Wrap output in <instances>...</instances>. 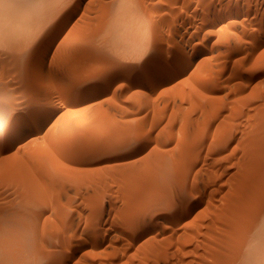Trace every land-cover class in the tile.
<instances>
[{
  "label": "rangeland",
  "instance_id": "374dc122",
  "mask_svg": "<svg viewBox=\"0 0 264 264\" xmlns=\"http://www.w3.org/2000/svg\"><path fill=\"white\" fill-rule=\"evenodd\" d=\"M44 1L56 5L51 15L64 17L52 34L44 32L52 44L14 71L0 66V123L9 121L0 140V243L6 244H0V264H41L32 256L35 248L38 254L60 249L62 254L52 253L61 254L58 264L222 262L218 251L254 231L248 221L264 204L258 201L264 195V0ZM202 2L218 12L207 26L201 24ZM33 32L27 41L42 35ZM178 45L185 50L178 60L184 64L156 70V61L165 63L169 48ZM15 52L11 57L23 58ZM109 72L101 84L89 86ZM33 95L43 96L42 105L31 106L39 103L43 119L10 125L9 116L24 110ZM239 191L255 198L251 209L242 210L246 201L241 211L231 205L247 195ZM189 199L177 219H162L167 204ZM26 201L34 210L26 211L32 216L25 221ZM228 206L235 210L232 218L229 212L236 221L230 227L223 219ZM54 255L47 258L50 264ZM256 259L249 258L251 264Z\"/></svg>",
  "mask_w": 264,
  "mask_h": 264
},
{
  "label": "bare ground",
  "instance_id": "6f19581e",
  "mask_svg": "<svg viewBox=\"0 0 264 264\" xmlns=\"http://www.w3.org/2000/svg\"><path fill=\"white\" fill-rule=\"evenodd\" d=\"M25 1V2H24ZM0 0V66H2V67H4L5 69H6V71H8V70H10V69H13L14 67L16 68L17 66L16 65H21V64H27V62H29L28 60H27V57L30 55V56H32L31 54H39L40 52L42 53L46 48H48V46H50L52 43H51V41L50 40H48L47 38V36L44 34V32H47V33H50V32H53V31H55V29L59 26V24L62 22V21H64V17H59L58 15H51L52 13H53V8L56 6H54V5H51L50 6V4L52 3V2H47V3H50V4H48L47 5V3L45 4V2L46 1H44V0ZM50 1H53V0H50ZM56 0H54V2H55ZM59 1V0H58ZM61 1H63V0H61ZM126 1V0H125ZM53 2V3H54ZM65 2V1H64ZM204 2V1H203ZM203 2H202V5H200L201 7H202V9L203 10H206V7H208V5H206V4H204L203 5ZM206 2H208V0L207 1H205V3ZM211 2V1H210ZM57 3V2H56ZM129 3V2H128ZM176 3V2H175ZM47 6V8H45L46 6ZM68 4H70V3H68ZM63 5V4H62ZM61 5V6H62ZM66 5V4H65ZM131 5V4H130ZM134 5V4H133ZM189 5V4H188ZM223 5V4H222ZM58 6V5H57ZM64 6V5H63ZM178 7V6H177ZM184 7V6H183ZM214 7V6H213ZM62 9V8H61ZM64 9H66L65 7H64ZM132 9V8H131ZM186 9V8H185ZM210 9V8H209ZM209 9L208 10H206L204 13V17L202 18V25H204V26H207L208 24H210V23H212L211 22V17H217L216 15L218 14V12H216L215 11V8H213V10H211V11H209ZM133 10V9H132ZM137 10V9H136ZM62 11H64V10H62ZM194 11V10H193ZM202 11V10H201ZM59 12H60V10H59ZM132 12V11H131ZM180 12V11H179ZM221 12H222V10H221ZM224 12V11H223ZM222 12V13H223ZM227 12V11H226ZM135 13V12H134ZM173 13V12H172ZM188 13V12H187ZM57 14V13H56ZM64 14V13H63ZM174 14V13H173ZM175 14H177V13H175ZM194 14V13H193ZM229 14V13H228ZM187 15V14H186ZM227 15V14H226ZM202 16V15H201ZM222 16V15H221ZM220 17V16H219ZM226 17V16H225ZM127 18V17H126ZM176 18V17H175ZM200 18V17H199ZM223 18V17H222ZM71 19V18H70ZM129 20H130V18H128ZM134 19V18H133ZM177 19V18H176ZM218 19V18H217ZM174 20V19H173ZM221 20V19H220ZM172 21V20H171ZM170 21V22H171ZM181 21V20H180ZM215 21H217V20H215ZM259 21V20H258ZM53 22V23H52ZM127 22V21H126ZM173 22V21H172ZM219 22H221V21H219ZM52 23V24H51ZM112 23V22H111ZM115 23H118V21H116ZM122 23H123V21H122ZM129 23H131V22H129ZM121 24V23H120ZM119 24V25H120ZM125 24V23H124ZM128 24V23H127ZM133 24V23H132ZM136 24V23H135ZM113 25V24H112ZM131 25V24H130ZM173 25V24H172ZM179 25H180V23H179ZM182 25V24H181ZM187 25H189V24H187ZM194 25V24H193ZM122 26H124L123 24H122ZM122 26H120V27H122ZM127 26V25H126ZM125 26V27H126ZM185 26V25H184ZM132 27H133V25H132ZM110 28H111V26H110ZM115 28V27H114ZM123 28V27H122ZM131 28V27H130ZM37 29H39V31H40V33L39 34H42V35H40L36 40H32V41H27L28 40V36L31 34V32L32 33H35V32H33V31H35V30H37ZM60 29V28H59ZM118 29H119V27H118ZM183 29V28H182ZM116 30V29H115ZM129 30V29H128ZM131 30V29H130ZM114 31V30H113ZM117 31V30H116ZM121 31H123V29L121 30ZM125 31V30H124ZM208 31V30H207ZM111 32V31H110ZM189 32V31H188ZM210 32H211V29H210ZM116 33V32H115ZM114 33V34H115ZM119 33V32H118ZM130 33V32H129ZM194 33V32H193ZM44 34V35H43ZM50 34H52V33H50ZM117 34V33H116ZM128 34V33H127ZM126 34V35H127ZM38 35V34H37ZM101 35H103V34H101ZM119 35V34H118ZM124 35V34H123ZM108 36H110V35H108ZM114 36V35H113ZM182 36H183V34H182ZM37 37V36H36ZM104 37V36H103ZM107 37V36H106ZM116 37V36H115ZM114 37V38H115ZM117 37H120V35L119 36H117ZM123 37V36H122ZM129 37H130V35H129ZM113 38V39H114ZM126 38V37H125ZM139 38V37H138ZM189 38V37H188ZM101 39H102V37H101ZM113 39H111V41L113 40ZM120 39V38H119ZM118 39V40H119ZM133 39V38H132ZM132 39H130V40H132ZM192 39V38H191ZM104 40V39H103ZM115 40V39H114ZM113 40V41H114ZM124 40V39H123ZM122 40V41H123ZM137 40V39H136ZM110 41V42H111ZM116 41V40H115ZM121 41V42H122ZM134 41V40H133ZM107 42V41H106ZM124 42V41H123ZM127 42V41H126ZM131 42V41H130ZM190 43H191V41H190ZM109 44V43H108ZM120 45H121V43H119ZM115 45L116 46H118L116 43H115ZM119 45V46H120ZM183 45V44H182ZM113 46V45H112ZM112 46H110L109 45V47H112ZM122 46V45H121ZM178 46H180V45H178ZM178 46H175V47H171V48H169L168 50L169 51H167V49H166V51H167V57H168V59L165 61V63H161V61H162V59H161V61H160V59L159 60H157L156 62V70H163V69H165V68H174V67H176V66H178V65H181V64H184V61H181V62H183V63H180V61H178V60H180V56L182 55V54H184L185 55V50H183V48L181 49V47L182 46H180V47H178ZM150 47V46H149ZM51 48V47H50ZM116 48V47H115ZM114 47L112 48V49H115ZM180 48V49H179ZM119 49V48H118ZM179 49V50H178ZM184 49H185V47H184ZM16 50V52H18V54L20 53L22 56H23V58L22 57H20V58H22V59H20L19 58V56H17L18 57V59L21 61H18V62H15L14 61V59H16V58H14L15 57V55H14V57H11L12 55H13V53H14V51ZM150 50H151V48H150ZM165 51V52H166ZM15 52V53H16ZM153 52V51H152ZM159 52H160V50H159ZM187 52V51H186ZM190 53V52H189ZM192 54H193V52H192ZM122 55H124V54H122ZM183 55V56H184ZM189 55H191V54H189ZM189 55H186V56H188L189 57ZM129 56V55H128ZM128 56H125V57H128ZM159 56V58H160V56H161V53L158 55ZM119 57H121V56H119ZM124 57V56H123ZM166 57V58H167ZM11 59V61L12 62H14L13 64L12 63H10V59ZM12 58H14V59H12ZM182 58V57H181ZM185 58H187V57H185ZM121 59V58H120ZM158 59V58H157ZM183 59V58H182ZM17 61V60H16ZM118 61H120L119 63H121L122 61L121 60H119L118 59ZM33 62V61H32ZM125 62H126V60H125ZM194 62V61H193ZM247 62V61H246ZM245 62V63H246ZM16 63V64H15ZM44 63V62H43ZM111 63V62H110ZM124 63V62H123ZM30 64V63H29ZM28 64V65H29ZM115 64V63H114ZM128 64V63H127ZM249 64V63H248ZM118 65V64H117ZM121 65V64H120ZM245 66H247V65H245ZM13 67V68H12ZM21 67V66H20ZM243 67V66H242ZM3 68V69H4ZM14 68V69H15ZM37 68V67H36ZM14 69H13V71H14ZM20 69V68H19ZM104 69V68H103ZM249 69V68H248ZM102 70V69H101ZM108 70V69H107ZM3 71V70H2ZM1 70H0V73L2 72ZM6 71H5V76H6ZM16 71V70H15ZM37 71V70H36ZM181 71V70H180ZM9 72V71H8ZM21 72V71H20ZM30 72V71H29ZM103 72H105V71H103ZM114 72V71H113ZM113 72H109L107 75L105 74V75H100V76H98V77H96L95 78V80L93 81V82H91L90 83V85L89 86H91L92 88L93 87H95V86H98L99 84H101L102 82H103V80L106 78V77H108V76H111V75H113ZM170 72V71H169ZM10 73H12V72H10ZM41 73V72H40ZM94 73V72H93ZM98 73V72H97ZM171 73V72H170ZM2 74V73H1ZM4 74H3V76H4ZM7 74H9V73H7ZM32 74V73H31ZM44 74H46V73H44ZM101 74H102V72H101ZM13 76H14V73L12 74ZM15 75H16V72H15ZM18 76V75H17ZM20 76V75H19ZM18 76V77H19ZM22 76V75H21ZM2 77V76H1ZM1 77H0V79H1ZM9 77V76H8ZM92 77H93V75H92ZM10 78H12L11 76H10ZM91 78V77H90ZM150 78V77H149ZM4 79V78H3ZM20 78H18V80H19ZM168 79V78H167ZM5 80V79H4ZM3 80V81H4ZM13 80V79H12ZM21 80V79H20ZM23 80V79H22ZM2 81V80H1ZM17 81V80H16ZM31 81V80H30ZM34 81V80H33ZM88 81V80H87ZM87 81H86V83H87ZM12 82V81H11ZM19 82V81H18ZM32 82V81H31ZM40 82V81H39ZM85 82V81H84ZM83 82V83H84ZM1 83V82H0ZM13 83V82H12ZM11 83V84H12ZM22 83V82H21ZM43 83V82H42ZM82 83V84H83ZM2 84V83H1ZM8 84H10V83H8ZM24 84V83H23ZM3 85H4V83H3ZM5 85H6V83H5ZM34 85V84H33ZM84 85V84H83ZM7 86V85H6ZM16 86H17V84H16ZM34 86H36V85H34ZM79 86V85H78ZM81 86V85H80ZM0 87H1V85H0ZM3 87V86H2ZM18 87V86H17ZM5 88V87H4ZM38 88V87H37ZM10 89V88H9ZM26 89V88H25ZM24 89V90H25ZM4 90V89H3ZM44 90V89H43ZM47 90V89H46ZM2 91V90H1ZM9 91V90H8ZM7 91V92H8ZM37 91V90H36ZM5 92V91H4ZM23 91H21V93H22ZM38 92V91H37ZM86 92V91H85ZM9 93V92H8ZM14 93V92H13ZM33 93H35L34 91H33ZM32 93V94H33ZM38 93H40V92H38ZM4 94H6V93H4ZM19 94H20V92H19ZM30 94V93H29ZM46 94V93H45ZM18 95V94H17ZM16 95V96H17ZM31 95V94H30ZM22 96V95H21ZM46 96V95H45ZM14 97V96H13ZM28 97V96H27ZM41 97H43L42 95H41ZM41 97H39L38 95H33L32 96V98L28 101L27 99H26V103L25 102H23L24 103V105H22V106H24V110H21L20 109V111L15 115V116H9L10 118H9V120H11V119H14V121L13 122H11V124L10 125H12L13 127H15L16 125H18L17 123H20L21 124V126H26L28 123H30L31 121L33 122L34 120L33 119H30V117H34L35 116V114L38 112V108H39V103H38V106L36 107L35 105L33 106V107H31L33 104H36V102H40L41 101V99H43V98H41ZM49 97V96H48ZM2 98V97H1ZM47 98V97H46ZM16 99V98H15ZM23 99V98H22ZM46 100V99H45ZM21 101V100H20ZM25 101V100H24ZM43 101V100H42ZM41 101V102H42ZM3 102V101H2ZM13 102H15V101H13ZM41 102H40V105H42L41 104ZM43 103V102H42ZM1 104V103H0ZM13 104V103H12ZM4 105V104H3ZM44 105V104H43ZM7 106V105H6ZM13 106V105H12ZM7 108V107H6ZM16 108V107H15ZM16 110V109H15ZM14 110V111H15ZM4 112V111H3ZM9 112V111H8ZM2 113V112H1ZM5 114V113H4ZM3 116V115H2ZM49 116H50V114H49ZM48 120V119H47ZM9 122V121H8ZM7 121H6V123H2V126H3V130L5 129V127H7L6 126V124L8 123ZM47 122V121H46ZM45 123V122H44ZM20 127V126H19ZM7 130V129H6ZM5 132V131H4ZM22 134V133H21ZM262 134H263V132H262ZM264 135V134H263ZM263 135H262V137H263ZM25 137V136H24ZM33 139V138H32ZM34 139H35V137H34ZM259 140H260V138H259ZM30 141V140H29ZM27 142V141H26ZM259 142V141H258ZM264 142V141H263ZM12 144V143H11ZM110 144V143H109ZM264 144H262V146H263ZM261 146V145H260ZM10 147V146H9ZM109 147V146H108ZM112 148H113V146H111ZM109 150H111V149H109ZM48 154V153H47ZM46 153H45V157H46V155H47ZM43 159H44V154H43ZM46 159H47V157H46ZM46 159H44V160H46ZM89 161V160H88ZM79 162V161H78ZM79 164H80V162H79ZM74 166V165H73ZM72 167V166H71ZM70 167V168H71ZM67 168V167H66ZM67 169H69V168H67ZM81 169V168H80ZM72 170H73V172H74V168H72ZM77 170H79V168H77ZM90 170V169H89ZM80 171H83V170H80ZM264 171V170H263ZM72 172V173H73ZM76 172V171H75ZM74 172V173H75ZM77 172H79V171H77ZM65 174V173H64ZM71 174V173H70ZM68 177L67 178H70V176H69V174H66ZM74 175H76V174H74ZM74 175H73V177H74ZM7 176V175H6ZM76 177V176H75ZM74 177V178H75ZM65 178V177H64ZM66 178V179H67ZM73 178V179H74ZM5 179H7V178H5ZM76 179V178H75ZM260 179H261V177H260ZM260 179H258L259 180V182H260ZM262 179H263V177H262ZM261 179V180H262ZM70 180V179H69ZM258 180L256 181V182H258ZM258 182V185L260 184ZM262 182H263V180H262ZM261 182V183H262ZM258 185H256V186H258ZM262 185V184H261ZM261 185H259V186H261ZM255 186V189L257 188ZM263 187H264V185H263ZM261 188V187H260ZM241 189V188H240ZM240 189H238V190H240ZM243 189V188H242ZM257 189H259V187L257 188ZM264 189V188H263ZM262 189V190H263ZM244 190V189H243ZM261 190V189H260ZM261 190V191H262ZM243 192H245V191H243ZM243 192H241V191H239L238 193L240 194V195H246L247 194V192H245V193H243ZM252 192V191H251ZM250 192V193H251ZM253 192H255V190L253 191ZM253 192H252V196L254 195L253 194ZM241 193H243V194H241ZM249 193V192H248ZM263 194V193H262ZM247 195H248V198L246 199V197H247ZM246 196H243V198L241 199V197H239V198H237L239 195H237L235 198H237V199H235V200H233V203L231 204L234 208H236L235 206H237L238 205V209H239V211H241V209L242 210H244V208L246 207L247 208V206H249L250 205V209L253 207L252 206V204H253V202L252 201H254V199L250 196L249 197V195L250 194H247ZM257 195H258V193H257ZM257 195H254L255 197L257 196ZM25 196V195H24ZM31 196V195H30ZM253 196V197H254ZM264 196V195H263ZM261 197V199L259 198H257L258 199V201L260 202V201H263L264 202V197ZM29 197V196H28ZM32 197V199L31 200H36L35 198L33 199V196H31ZM30 197V198H31ZM245 197V198H244ZM30 198H29V200H30ZM249 198H251V199H249ZM20 199H21V197H20ZM28 199V198H27ZM26 199V200H27ZM239 199V200H238ZM243 199H246V200H243ZM19 200V199H18ZM21 200H24V199H21ZM20 200V201H21ZM37 200H39V199H37ZM37 200H36V202H37ZM187 200V199H186ZM185 201V200H184ZM189 201H190V199L188 200V201H186V203H184L182 200L180 201V200H175V201H172L171 203H169V204H167V205H169L167 208H166V211H165V213L166 214H164V216H163V218L162 219H164L165 221H171L172 222V220L174 221V219L177 217V214L179 213V212H181L180 210L182 209V207L184 206V204H188L189 203ZM241 201H243V202H241ZM246 201V202H245ZM27 202V205H25V207H26V210L24 211V212H21V214L23 213V215L22 216H24V218L23 219H25V221L27 220V218H28V216H29V214H28V216H27V212L29 213V212H31V210H34V209H30L29 207H30V204H29V202L30 201H26ZM31 202H33V201H31ZM40 202V203H39ZM39 202H37L38 203V206L40 207V205L43 207V205H44V203L43 202H41L40 200H39ZM188 202V203H187ZM245 202V203H244ZM257 202V200L254 202V203H256ZM18 203V202H17ZM34 204H37V203H35V202H33ZM240 203H242V204H240ZM243 203L245 204V206L243 205ZM262 203V202H261ZM32 204V203H31ZM43 204V205H42ZM23 205V204H22ZM33 205V204H32ZM31 205V207H33ZM243 205V206H242ZM247 205V206H246ZM254 205V204H253ZM263 205V206H262ZM37 206V205H36ZM239 206H242V208L240 209V207ZM18 207V206H17ZM16 207V208H17ZM34 207H35V205H34ZM187 207V206H186ZM260 207H262V208H259L260 210H257V209H255L256 211H254V214L256 215V217H255V215L252 213L251 215L253 216L254 215V218H255V220H254V218H251V219H249V221H248V219H247V221L249 222V225H248V227L251 225V226H253L254 227V231L252 232L251 230H249L250 229V227H249V229H248V231L247 232H249V231H251V233L249 232L248 233V235L246 234V232H245V234L243 235V236H241L240 238H238V237H236L238 240H236L233 244H232V247L231 248H229L228 250L224 247V246H226L227 247V245H222L224 248H225V250H223V252L225 253L224 254V256L223 255H221V254H223V252L221 251V249H220V251H218V252H221V254L219 255V253H218V257L221 259V258H223L224 260L225 259H227V260H223L222 261V259H221V261L222 262H226V261H229L230 260V262H232V261H234L235 263H236V261L235 260H237V259H239L240 260V263L239 264H242V263H244V264H246L245 262L246 261H243V260H241V259H244L245 258V260H249V258H250V260L253 258H257L258 259V261H257V259L256 260H254V261H257L256 263L257 264H264V204H260ZM27 208H29L30 209V211H29V209L27 210ZM229 208V209H228ZM228 212H227V209H224L223 211H225L224 213H223V215L225 216V218H224V216H223V219H226V220H229L230 219V217L232 218V213L230 212V210L231 211H233L231 208H230V206H228ZM245 208V209H246ZM255 208V207H254ZM21 209V208H20ZM35 209H37V208H35ZM184 209H185V207H184ZM184 209H182V211L184 210ZM238 209H236V211L238 210ZM248 209H249V207H248ZM247 209V210H248ZM15 210L16 209H14V211L13 212H15ZM186 210H187V208H186ZM254 210V209H253ZM27 211V212H26ZM38 211V210H37ZM235 211V210H234ZM239 211H237V212H235L236 213V215L237 216H239L238 215V213H239ZM250 212H251V210H249ZM258 211V212H257ZM186 213H187V211H185ZM227 212V213H226ZM229 212L231 213V216L229 217ZM246 212V211H245ZM256 212H257V214H256ZM10 213V212H9ZM226 213V214H225ZM243 213V212H242ZM247 213V215L249 214V212H246ZM14 214V213H13ZM17 214V213H16ZM37 214V213H36ZM183 214H185V213H183ZM244 214V213H243ZM243 214H242V216H243ZM7 215V214H6ZM227 215V216H226ZM240 215H241V213H240ZM2 216V215H1ZM1 216H0V218H1ZM5 216V215H4ZM21 216V215H20ZM30 216H32V215H30ZM30 216H29V218H30ZM235 216V215H234ZM234 216H233V218H234ZM249 216H250V214H249ZM251 216V217H252ZM7 217V216H6ZM6 217H4V218H6ZM11 217V216H10ZM33 217H35V216H33ZM152 217V216H151ZM229 217V218H228ZM246 216L244 215V217H243V219L245 218ZM248 217V216H247ZM15 218V217H14ZM32 218V217H31ZM143 219H141V223L143 224V226H148L149 225V223H146V222H149V220L147 219V218H144V217H142ZM10 219V218H9ZM16 219H17V217H16ZM22 219V220H23ZM35 219V218H34ZM150 219V218H149ZM160 219V218H159ZM161 219V220H162ZM177 219V218H176ZM242 218H238V221L239 220H243ZM3 220V219H2ZM1 220V221H2ZM5 220V219H4ZM3 220V221H4ZM6 220H7V218H6ZM6 220H5V222H6ZM15 220V219H14ZM13 220V221H14ZM17 220H20V219H17ZM30 220V219H29ZM33 220V219H32ZM226 220H224V222H225V224H227V221ZM231 220V219H230ZM228 221V226H229V222L231 223V222H233L234 223V221H235V219H234V221ZM233 220V219H232ZM236 220H237V218H236ZM12 221V222H13ZM16 221V220H15ZM36 221V220H35ZM246 221V220H245ZM10 222V221H9ZM22 222V221H21ZM20 222V223H21ZM140 223V220L139 221H137V223ZM224 222H223V224H224ZM236 222V221H235ZM244 222V221H243ZM243 222L241 223V225L243 224ZM248 222H247V224H248ZM1 223V222H0ZM7 223H8V221H7ZM7 223H5L6 225H7ZM14 223V222H13ZM34 223V222H33ZM136 223V224H137ZM138 223V224H139ZM240 223V222H239ZM2 224H4V223H2ZM18 224V223H17ZM28 224H30V223H28ZM31 224H32V222H31ZM30 224V225H31ZM37 224V223H36ZM137 224V225H138ZM236 223H234L233 225H235ZM246 224V223H245ZM9 225V224H8ZM8 225H7V227H8ZM11 225V224H10ZM23 225V224H22ZM239 225V224H238ZM3 226V225H2ZM27 227L29 226V225H26ZM32 226V225H31ZM34 226V225H33ZM36 226V225H35ZM142 226V225H141ZM139 227L138 228V230H140L142 233H145L146 232V228L147 227ZM225 227H228V226H226V225H224ZM223 226V228H225ZM231 226V225H230ZM229 226V227H230ZM261 226H262V228L263 229H261V230H259V229H257V227L259 228H261ZM7 227H6V229H7ZM10 227V226H9ZM12 227H14V226H12ZM20 227V226H19ZM136 227H138V226H136ZM233 227V226H232ZM253 227H251V228H253ZM11 228V227H10ZM16 228V227H15ZM18 228V227H17ZM24 228V227H23ZM235 228H236V226H235ZM239 228V227H238ZM244 228V227H243ZM243 228H241V229H243ZM256 228V229H255ZM1 229V228H0ZM3 229V228H2ZM21 229V228H20ZM26 229V228H25ZM28 230H26L24 233L26 234L28 231L30 232V230L32 229L31 227L30 228H27ZM30 229V230H29ZM231 229V228H230ZM229 229V230H230ZM8 230V229H7ZM7 230H5L4 229V232L5 231H7ZM225 230H226V228H225ZM232 230V229H231ZM234 230V229H233ZM237 230V229H236ZM246 230H247V228H246ZM13 231V230H12ZM238 231H239V229H238ZM1 233H2V231H0ZM14 232V231H13ZM53 232H56L55 230L54 231H51V234L53 235ZM230 232V231H229ZM228 232V233H229ZM235 232V231H234ZM237 232V231H236ZM5 233H7V232H5ZM17 233V232H16ZM24 233H21V235L20 236H22V234H24ZM35 233V232H34ZM226 233H227V230H226ZM30 234V233H29ZM29 234H27V235H29ZM50 234V235H51ZM55 234V233H54ZM57 234V233H56ZM55 234V235H56ZM231 234H233L232 232H231ZM239 234H241L240 232H239ZM238 234V232H237V235H239ZM249 234H251L250 236H249ZM8 235H10L9 233H8ZM11 235H13V234H11ZM17 235H19V234H17ZM26 235V236H27ZM58 236H59V234H57ZM56 235V237H58ZM229 235V234H228ZM235 235V234H234ZM1 236V235H0ZM3 236V235H2ZM5 236V235H4ZM7 236V235H6ZM5 236V237H6ZM25 236V235H24ZM30 236H31V234H30ZM231 236V235H230ZM18 237V236H17ZM16 237V238H17ZM29 237V236H28ZM31 237H33V235L31 236ZM47 237H49L50 238V236H49V232H48V235H47ZM46 237V238H47ZM53 237V236H52ZM232 237V236H231ZM23 238V237H22ZM30 238V237H29ZM28 238V239H29ZM48 238V239H49ZM227 238V237H226ZM234 238H235V236H234ZM233 238V239H234ZM2 239V238H1ZM4 239V238H3ZM27 239V240H28ZM12 240V239H11ZM21 240V239H20ZM25 240V239H24ZM23 240V241H24ZM26 240V241H27ZM30 240V239H29ZM33 240V239H32ZM50 241L52 240V239H49ZM59 240V239H58ZM225 240V239H224ZM235 240V239H234ZM233 240V241H234ZM255 240V241H254ZM258 242H257V241ZM259 240L261 241V242H259ZM37 241V240H36ZM53 241V240H52ZM55 241H57L56 239L54 240V242ZM230 241H232V240H230ZM16 241H14L13 243H15ZM21 242H22V240H21ZM30 242H31V240H30ZM33 242V241H32ZM35 242V241H34ZM49 242V241H48ZM52 243V244H55V243ZM58 243H60V245L62 244L61 242H60V240L59 241H57ZM57 242H56V244H57ZM1 243H3V242H1ZM0 243V244H1ZM8 243H10V242H8ZM50 243V242H49ZM48 243V244H49ZM228 243H232V242H228ZM4 245H6L5 243H3ZM28 244V243H27ZM36 244V243H35ZM224 244V243H223ZM225 244H227V243H225ZM3 245V246H4ZM8 246H9V244H7ZM12 245V244H11ZM24 245V244H23ZM33 245V244H32ZM58 245V244H57ZM56 245V246H57ZM59 245V247H61ZM68 245V244H67ZM12 246H14V245H12ZM56 246H54V247H56ZM7 247V246H6ZM10 247V246H9ZM25 247H27V245H25ZM58 247V246H57ZM66 247H68V246H65V247H62V248H65L66 249ZM69 247H70V245H69ZM69 247L67 248V250H69ZM77 247H79V246H77ZM13 248V247H12ZM16 248V246L14 247V249ZM23 248V247H22ZM22 248H20V249H22ZM29 248V247H28ZM51 248V247H50ZM49 248V249H50ZM61 248V249H62ZM72 249H73V247H71ZM75 248V247H74ZM26 249V248H25ZM31 250H32V248H30ZM36 249V250H35ZM35 249H33V251H34V253H35V255H32V256H36L37 258H38V260L40 259V261H41V264H46V262L48 263V264H50V263H52V261L50 260L49 261V259L47 260V258H51L54 254H52L53 252H57L58 250H60V249H58L57 251H54V249H53V252L52 253H50V254H52V255H50V254H48V253H44V252H47V251H41V252H39V254L38 253H36L35 251H37L38 249L37 248H35ZM48 249V248H47ZM57 249V248H56ZM64 249V250H65ZM77 249V248H76ZM2 250V249H1ZM0 250V251H1ZM29 250V249H28ZM27 250V251H28ZM45 250V249H44ZM66 250V251H67ZM74 250V249H73ZM72 250V251H73ZM226 250L228 251L227 253H226ZM15 251V250H14ZM13 251V252H14ZM49 251V250H48ZM49 251V252H50ZM65 251V252H66ZM217 251V250H216ZM7 252H9V251H7ZM7 252H6V255H7ZM12 252V253H13ZM58 252H60L61 254H62V251L60 250V251H58ZM64 252V251H63ZM68 252H70V250L68 251ZM76 252V251H75ZM3 253H5V252H3ZM2 253V254H3ZM23 253H25V252H23ZM28 253V252H27ZM32 253V252H31ZM0 254H1V252H0ZM1 254V255H2ZM16 254H18V255H20L21 254V252L20 253H16ZM26 254V253H25ZM29 254V253H28ZM57 254V253H56ZM61 254L59 255V256H61ZM70 254V253H69ZM216 254H217V252L215 253V256H216ZM4 255V254H3ZM5 255V256H6ZM8 255H9V253H8ZM22 255V254H21ZM58 255V254H57ZM57 255H54V257H55V262L56 261H58V259H56V256ZM10 256V255H9ZM17 256V255H16ZM15 256V257H16ZM51 256V257H50ZM59 256H57V257H59ZM66 256V255H65ZM65 256H64V258H65ZM72 256V255H71ZM1 257V256H0ZM4 257V256H3ZM14 257V256H13ZM33 257V258H34ZM217 257V256H216ZM12 258V257H11ZM10 258V259H11ZM22 258V257H21ZM37 258H34V259H37ZM43 258V259H42ZM213 258H214V256H213ZM219 258H216V259H219ZM228 258H237V259H235V260H231V259H229L228 260ZM247 258V259H246ZM260 258V259H259ZM4 259V258H3ZM6 259V258H5ZM8 259V258H7ZM15 259V258H14ZM63 259V258H62ZM62 259H59V261H62ZM66 259V258H65ZM220 259H219V261H220ZM252 259V260H253ZM30 260H32V259H30ZM53 260V259H52ZM250 260L247 262V263H249L250 262ZM252 260H251V262H252ZM262 260V261H261ZM9 261V260H8ZM7 261V262H8ZM37 261V260H36ZM67 261V260H66ZM66 261H64V262H66ZM215 261H218V260H215ZM3 262V261H2ZM16 262H18V261H16ZM15 262V263H16ZM21 262V261H20ZM23 262V261H22ZM31 262V261H30ZM35 262V261H34ZM54 262V263H55ZM222 262H220V263H222ZM229 262V264H231ZM237 262H239L238 260H237ZM242 262V263H241ZM251 262H250V264H251ZM1 263V262H0ZM4 263H5V261H4ZM12 263V262H11ZM40 263V262H39ZM53 263V264H54ZM60 263V262H59ZM61 263H63V262H61ZM218 263V262H217ZM219 263V264H220ZM228 262H226V264H227ZM254 263V262H253ZM19 264V263H18ZM35 264V263H34ZM56 264H58V262H56ZM223 264H225V263H223ZM233 264V263H232ZM237 264V263H236Z\"/></svg>",
  "mask_w": 264,
  "mask_h": 264
},
{
  "label": "snow or ice",
  "instance_id": "6c2138e0",
  "mask_svg": "<svg viewBox=\"0 0 264 264\" xmlns=\"http://www.w3.org/2000/svg\"><path fill=\"white\" fill-rule=\"evenodd\" d=\"M43 113L42 112H37L34 117H30V119H35L36 121H39L40 119H43ZM4 138V130L2 123H0V140Z\"/></svg>",
  "mask_w": 264,
  "mask_h": 264
}]
</instances>
